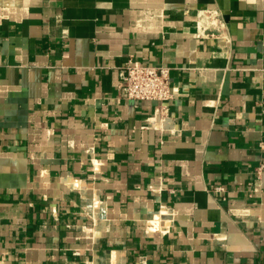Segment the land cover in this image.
<instances>
[{"label": "crops", "instance_id": "0c3cea01", "mask_svg": "<svg viewBox=\"0 0 264 264\" xmlns=\"http://www.w3.org/2000/svg\"><path fill=\"white\" fill-rule=\"evenodd\" d=\"M0 264H264V0H0Z\"/></svg>", "mask_w": 264, "mask_h": 264}, {"label": "built area", "instance_id": "2783aa9c", "mask_svg": "<svg viewBox=\"0 0 264 264\" xmlns=\"http://www.w3.org/2000/svg\"><path fill=\"white\" fill-rule=\"evenodd\" d=\"M199 19L206 24L199 35L211 39H226V23L218 10L204 9ZM169 74L170 68L166 65H151L128 57L119 70L116 100L154 101L160 105L173 95ZM223 190L221 185L214 187L215 192ZM161 211L164 212V219L161 229L157 230L163 232L169 226L171 216L167 209Z\"/></svg>", "mask_w": 264, "mask_h": 264}, {"label": "bare ground", "instance_id": "6f19581e", "mask_svg": "<svg viewBox=\"0 0 264 264\" xmlns=\"http://www.w3.org/2000/svg\"><path fill=\"white\" fill-rule=\"evenodd\" d=\"M76 183V182H75ZM150 223H152L155 227H159L160 222V213L156 212L152 214V217L149 219Z\"/></svg>", "mask_w": 264, "mask_h": 264}]
</instances>
